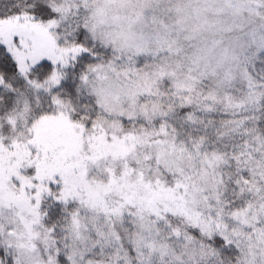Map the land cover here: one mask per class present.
Listing matches in <instances>:
<instances>
[{
  "label": "snow or ice",
  "instance_id": "1",
  "mask_svg": "<svg viewBox=\"0 0 264 264\" xmlns=\"http://www.w3.org/2000/svg\"><path fill=\"white\" fill-rule=\"evenodd\" d=\"M0 264H264V0H0Z\"/></svg>",
  "mask_w": 264,
  "mask_h": 264
}]
</instances>
